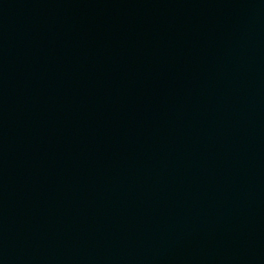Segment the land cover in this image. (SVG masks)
<instances>
[{"label": "water", "instance_id": "water-1", "mask_svg": "<svg viewBox=\"0 0 264 264\" xmlns=\"http://www.w3.org/2000/svg\"><path fill=\"white\" fill-rule=\"evenodd\" d=\"M0 264H264V0H0Z\"/></svg>", "mask_w": 264, "mask_h": 264}]
</instances>
